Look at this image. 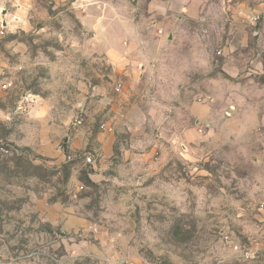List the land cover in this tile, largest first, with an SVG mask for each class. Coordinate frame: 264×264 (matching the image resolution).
I'll list each match as a JSON object with an SVG mask.
<instances>
[{
    "label": "rangeland",
    "instance_id": "374dc122",
    "mask_svg": "<svg viewBox=\"0 0 264 264\" xmlns=\"http://www.w3.org/2000/svg\"><path fill=\"white\" fill-rule=\"evenodd\" d=\"M145 3L0 0V264H264V166L219 126L264 80V3L188 23L142 78L115 66Z\"/></svg>",
    "mask_w": 264,
    "mask_h": 264
},
{
    "label": "crops",
    "instance_id": "0c3cea01",
    "mask_svg": "<svg viewBox=\"0 0 264 264\" xmlns=\"http://www.w3.org/2000/svg\"><path fill=\"white\" fill-rule=\"evenodd\" d=\"M264 0H146L141 10L140 21L126 23L125 35L128 37L126 52L129 54L127 64H119L116 68L140 67V76H150L151 68L160 66L153 64L149 53L156 50L153 46H168L170 40L179 41L188 23L207 20L220 25L228 20L229 15L240 20L242 10L248 9L257 13L261 11ZM259 10V11H258ZM135 20V19H134ZM162 29L164 35L158 34ZM186 31V30H185ZM163 33V32H162ZM172 36V39L169 37ZM123 46H121L122 48ZM155 55H153L154 57ZM264 63L259 61L257 67L262 68ZM264 80L261 76L246 74L237 83H231L228 88L236 91L234 111L228 113L229 123H222L221 131L235 130V137L239 147L246 154L251 151L260 165L264 166ZM194 113L205 115L207 126L214 127L215 113L208 106L194 105ZM202 113V114H201ZM103 155H110L114 143V134L106 132L102 136Z\"/></svg>",
    "mask_w": 264,
    "mask_h": 264
},
{
    "label": "built area",
    "instance_id": "2783aa9c",
    "mask_svg": "<svg viewBox=\"0 0 264 264\" xmlns=\"http://www.w3.org/2000/svg\"><path fill=\"white\" fill-rule=\"evenodd\" d=\"M258 17H259L258 15H257V16H254L253 19L256 20V19H258ZM158 32L161 34V33L163 32V30H162V29H159ZM87 160H88V161H91V157L89 156V157L87 158Z\"/></svg>",
    "mask_w": 264,
    "mask_h": 264
},
{
    "label": "water",
    "instance_id": "95a60500",
    "mask_svg": "<svg viewBox=\"0 0 264 264\" xmlns=\"http://www.w3.org/2000/svg\"><path fill=\"white\" fill-rule=\"evenodd\" d=\"M169 39H172V36H170Z\"/></svg>",
    "mask_w": 264,
    "mask_h": 264
}]
</instances>
